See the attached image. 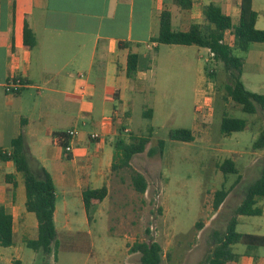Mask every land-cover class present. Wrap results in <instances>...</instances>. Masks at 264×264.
<instances>
[{"label": "rangeland", "instance_id": "obj_1", "mask_svg": "<svg viewBox=\"0 0 264 264\" xmlns=\"http://www.w3.org/2000/svg\"><path fill=\"white\" fill-rule=\"evenodd\" d=\"M255 8L260 13L258 25L264 27V0H255ZM233 20L235 24L239 21L238 17ZM226 40L233 44L230 32ZM256 44L246 52L233 49V53L243 57L241 80L247 89L264 93V49L258 47L264 44ZM172 46L161 45L157 58L147 57L141 62L144 80L157 86L142 93L128 92L118 107L129 111L131 118L122 122L116 137L108 138L106 145L107 150L114 149L116 139L131 142L152 132L145 151L131 158V167L122 163L120 153L114 157L116 167H110L105 183L108 194L91 207L90 218L81 203L70 205L73 231L57 222V252L54 245L49 255L37 252L19 242L17 236L13 246L0 247L7 255L14 252L23 264H43L45 260L52 264H142L140 253L132 251V246L143 240L162 245L163 264H203L213 254L214 231L226 229L246 189L260 177L264 166V144H254L264 133V111L259 108L248 113L233 101L227 89L232 83L230 71L207 48ZM150 52L154 56L157 53L155 48ZM148 107L153 108L152 117L145 114ZM225 114L245 119L247 126L222 133ZM178 127L192 129L195 139L171 140L170 130ZM87 129L98 131L92 125ZM159 139L165 142L163 152L149 155V148ZM226 158H234L237 172L220 169ZM109 160L112 158L106 156V164ZM134 170L147 179L145 193L133 185ZM222 187L230 192L215 211L214 194ZM262 200L264 197L259 198ZM200 220L201 228L196 227ZM236 229L264 235V214L239 215ZM235 246L233 251H240L234 262L238 263L248 247L243 243ZM251 251L264 258V245ZM256 260L253 264H258Z\"/></svg>", "mask_w": 264, "mask_h": 264}, {"label": "crops", "instance_id": "obj_2", "mask_svg": "<svg viewBox=\"0 0 264 264\" xmlns=\"http://www.w3.org/2000/svg\"><path fill=\"white\" fill-rule=\"evenodd\" d=\"M211 2L232 19H239L241 0H191L188 7L176 0H0V79L18 77L23 82L14 94L0 87V149L10 151L12 140L25 135L30 152L53 177L56 228L60 221L73 231L70 205L81 203L88 215L83 190L107 185L116 144L123 141L116 139L114 149L107 150L108 138L116 137L122 122L131 118L118 104L126 100L129 91L137 94L157 86L156 82L146 83L141 62L157 58L161 52L163 44L153 37L159 32L162 12L170 11L172 27L185 31L192 23L204 22L203 7ZM253 8L258 14L256 27L264 28L258 25L255 0ZM26 23L36 35L34 47L24 41ZM169 45L176 49L180 44ZM154 48L155 56L150 52ZM129 53L138 55L133 76L128 75ZM150 110L153 116V108L145 112ZM89 125L98 131L88 130ZM69 128L79 132L70 140L74 147L67 154L54 134ZM93 132L102 136L91 139ZM106 156L112 158L107 164ZM7 174L14 175L15 183L7 180ZM259 198L256 205L264 214V200L259 202ZM100 202L95 200L92 206ZM0 205L13 218V245L17 236L21 243L25 237H38L39 223L27 207L24 176L12 160H0ZM251 250L243 252L238 263L230 264H253L256 256L257 263L263 264L264 258ZM12 259L23 264L14 252L7 255L0 248L1 264H10Z\"/></svg>", "mask_w": 264, "mask_h": 264}, {"label": "trees", "instance_id": "obj_3", "mask_svg": "<svg viewBox=\"0 0 264 264\" xmlns=\"http://www.w3.org/2000/svg\"><path fill=\"white\" fill-rule=\"evenodd\" d=\"M183 7L191 5V0H176ZM204 22L192 23L188 30H175L172 27V14L165 10L160 17V26L157 36L153 40L159 44H180V45H198L211 49L214 57L221 60L226 69L230 71L231 84L228 85L229 96L233 101L241 106V109L248 113H256L258 109L264 111V93H258L247 89L241 80V68L243 57L235 55L233 49L242 52L249 50L252 42L264 43V29L256 27L257 11L253 8V0H241L240 17L237 24L233 22L230 15L223 12L222 8L211 2L203 7ZM230 32L233 35V44L225 40V35ZM24 41L29 47H34L37 38L28 23L24 29ZM138 55L129 53L128 56V75L133 76L137 71ZM152 117L151 110L145 112ZM247 122L243 118L225 114L221 120V132L224 134L232 131L245 129ZM152 130V129H151ZM60 133L54 134L58 136ZM152 132L149 135H141L134 138L131 142L126 143L119 141L116 144L117 157L120 153L122 163L131 167L130 160L137 154L145 151L147 144L150 142ZM171 140L192 141L195 139L193 130L186 127L173 128L169 132ZM164 140L159 139L157 144L151 146L148 154L154 156L161 154L164 148ZM256 147L264 144V133L254 143ZM60 146L63 148L66 141H61ZM0 160H12L17 171L24 176L27 207L35 212L39 227L37 238H24V243L35 251H41L46 255L55 251L59 246V233L54 220L56 206V187L51 173L35 158L30 152L27 139L23 133L12 140L11 150L3 151L0 149ZM113 167L116 163L113 162ZM223 172H237L234 158H226L220 165ZM8 181L15 183L14 175L7 174ZM132 181L135 189L145 193L148 187L146 177L139 171L134 170ZM230 190L222 187L215 191L213 208L217 211L224 203ZM108 194V186L104 185L99 188L88 187L83 190L82 198L85 209L90 218V209L93 202L102 201ZM264 197V166L260 177L252 182L246 189L245 195L235 209V214L229 220L226 229L223 232L214 231L213 239L215 249L213 254L203 264H230L238 259L237 253L233 251V245L243 243L248 249H254L264 245V235L255 233H244L237 231L239 215H261L262 209L257 206V198ZM202 221L196 223V227L201 228ZM199 228V229H200ZM79 232V231H78ZM14 243L13 218L12 215L0 205V246H11ZM132 251L140 253L142 264H163V247L156 240L138 241L132 246ZM57 252V251H56ZM12 264H22L20 259L13 260ZM43 264H52L45 260Z\"/></svg>", "mask_w": 264, "mask_h": 264}, {"label": "built area", "instance_id": "obj_4", "mask_svg": "<svg viewBox=\"0 0 264 264\" xmlns=\"http://www.w3.org/2000/svg\"><path fill=\"white\" fill-rule=\"evenodd\" d=\"M226 40V37H225ZM227 41V40H226ZM212 56L215 53L209 49ZM21 86H23V82L20 78L15 77L9 80H1L0 79V87L5 90V92L9 94H14ZM79 130L77 128H69L68 130L58 132L60 133L58 136H55V141L57 144H60L61 141H66V145L64 147V151L67 154H70L73 151V144L70 142L72 138H74L78 134ZM91 139H99L101 137V133L93 132L90 134Z\"/></svg>", "mask_w": 264, "mask_h": 264}]
</instances>
